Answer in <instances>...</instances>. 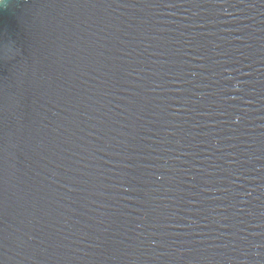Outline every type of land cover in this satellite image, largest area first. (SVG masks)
<instances>
[{
  "label": "water",
  "instance_id": "water-1",
  "mask_svg": "<svg viewBox=\"0 0 264 264\" xmlns=\"http://www.w3.org/2000/svg\"><path fill=\"white\" fill-rule=\"evenodd\" d=\"M0 264H264V0H0Z\"/></svg>",
  "mask_w": 264,
  "mask_h": 264
}]
</instances>
